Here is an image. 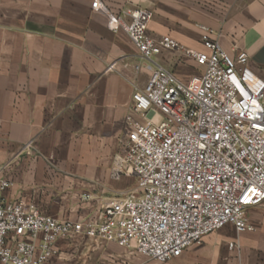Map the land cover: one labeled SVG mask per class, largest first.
I'll list each match as a JSON object with an SVG mask.
<instances>
[{
    "label": "crops",
    "instance_id": "obj_1",
    "mask_svg": "<svg viewBox=\"0 0 264 264\" xmlns=\"http://www.w3.org/2000/svg\"><path fill=\"white\" fill-rule=\"evenodd\" d=\"M92 1L0 0V179L11 182L0 198L22 199L56 219L87 216L135 187L133 175L111 170L132 94L150 73L127 34L109 29ZM101 1L113 12L151 10L148 34L198 51L205 26L229 53L245 51L264 79V0ZM154 59L184 80L201 69L177 52ZM247 216L254 231L226 224L164 263L86 240L59 242L51 264H73L71 257L92 251L95 261L82 264H264V202Z\"/></svg>",
    "mask_w": 264,
    "mask_h": 264
},
{
    "label": "built area",
    "instance_id": "obj_2",
    "mask_svg": "<svg viewBox=\"0 0 264 264\" xmlns=\"http://www.w3.org/2000/svg\"><path fill=\"white\" fill-rule=\"evenodd\" d=\"M91 8L109 29L127 34L150 73L132 94L111 170L133 175L135 187L76 220L0 198V264H51L59 242L86 240L115 242L164 263L226 224L254 231L247 208L264 202V79L248 66L247 53H229L205 26L203 51L153 37L146 8L113 12L101 0ZM163 51L192 59L200 71L179 78L154 59ZM10 185L0 179L1 192Z\"/></svg>",
    "mask_w": 264,
    "mask_h": 264
},
{
    "label": "rangeland",
    "instance_id": "obj_3",
    "mask_svg": "<svg viewBox=\"0 0 264 264\" xmlns=\"http://www.w3.org/2000/svg\"><path fill=\"white\" fill-rule=\"evenodd\" d=\"M148 63H151L148 61ZM93 242V245L92 246H95V247H101L104 243H106L105 241H99V240H92ZM70 253H72L73 255H75V253H73V250H70ZM97 254L94 253V251H92L90 253V256H82L81 259L79 257H77L75 255V257H71V260L70 262L73 263V264H82L84 258L86 257L87 258V261L86 262H94L96 258Z\"/></svg>",
    "mask_w": 264,
    "mask_h": 264
}]
</instances>
